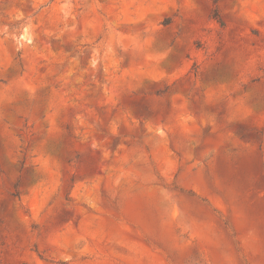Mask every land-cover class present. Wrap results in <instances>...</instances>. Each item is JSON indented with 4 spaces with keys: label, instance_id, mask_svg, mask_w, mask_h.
<instances>
[{
    "label": "rangeland",
    "instance_id": "1",
    "mask_svg": "<svg viewBox=\"0 0 264 264\" xmlns=\"http://www.w3.org/2000/svg\"><path fill=\"white\" fill-rule=\"evenodd\" d=\"M0 264H264V0H0Z\"/></svg>",
    "mask_w": 264,
    "mask_h": 264
}]
</instances>
